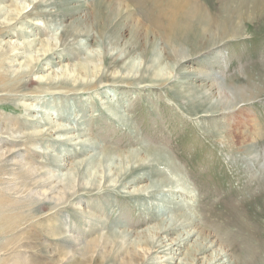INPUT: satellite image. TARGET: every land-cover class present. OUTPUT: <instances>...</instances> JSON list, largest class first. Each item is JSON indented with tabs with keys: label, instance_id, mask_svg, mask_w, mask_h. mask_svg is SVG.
<instances>
[{
	"label": "rangeland",
	"instance_id": "374dc122",
	"mask_svg": "<svg viewBox=\"0 0 264 264\" xmlns=\"http://www.w3.org/2000/svg\"><path fill=\"white\" fill-rule=\"evenodd\" d=\"M30 1L16 0L26 10ZM51 1L0 27V52L21 44L13 61L0 55V71L12 79L30 69L42 40L58 43L73 31L65 43L76 42L63 47V57L55 53L49 64L41 61L45 69L27 74L25 86L0 92L7 95L0 102V195L6 206L0 209V264L17 258L23 264H117L116 258L87 254L68 258L85 240L107 235L117 246L152 239L154 246H136L139 263L206 264L219 253L216 264H264V0H189L212 26L231 11L239 24L236 35L201 41L198 49L191 43L171 46L146 0H115L130 15L103 25L91 16L96 0ZM9 2L0 0V21L12 8ZM44 11L45 17H36ZM23 40L34 42L25 48ZM80 63L90 71L81 80L93 84L39 91L38 76ZM53 124L70 129L53 141L12 140ZM9 150L14 153L6 157ZM132 151L139 152L132 166H147L127 179L114 178ZM67 173L73 180L65 179ZM102 175L112 180L100 181L84 198L70 197L53 209H15L19 202L44 203L51 196L39 188L14 193V187L25 189L24 180L50 178L69 189L78 178L90 183ZM152 184L157 189L146 191ZM172 220L181 224L158 237L161 222Z\"/></svg>",
	"mask_w": 264,
	"mask_h": 264
},
{
	"label": "bare ground",
	"instance_id": "6f19581e",
	"mask_svg": "<svg viewBox=\"0 0 264 264\" xmlns=\"http://www.w3.org/2000/svg\"><path fill=\"white\" fill-rule=\"evenodd\" d=\"M33 1L34 0L30 1V3H33L32 8L29 10H26L27 8L25 6H19V4L16 2V0L15 1L10 0L9 3H10V6L12 8L10 7L11 10H8L9 13L7 14L6 17H4V21H0V27L9 28L10 26H13L15 23L23 21V19L25 17H23V14L21 16H19L20 13H29L32 9H36L40 6L46 7L47 5L51 4V2H52L51 0L50 1L49 0H37L36 2H33ZM146 1L151 6L152 10L156 12V14L159 18L158 23H156L157 29L161 30L163 32L164 37L167 39V41L169 42V44L171 46H180V45H184L186 43H191L192 45H194L198 49L199 48L198 45L201 41L206 40L208 43L209 42L211 43L217 39L222 40V39L226 38L228 36V34L229 35L230 34L236 35L239 31V24L235 20H231V17L233 18V16H232L233 11H231L229 13H227V12L225 13V9L224 10L220 9L222 11L221 13L224 12L225 14H222L220 19L218 17V19L215 21L216 25L212 26V24H211L212 21L209 19V17H207V15H205V13L194 2H191L189 0H146ZM129 7H130V5H129ZM227 9H230V8L227 7ZM130 10L131 9H129L128 6H126L120 2L117 3V2H115V0L114 1L113 0H96V2L93 4V11L91 13V16L94 18V20L96 21V23L98 25H103L105 22H114V24H117V20H120V19L123 20L130 15ZM45 12L46 11L41 12L40 14H36V17H45L47 15V13H45ZM60 12H61L62 16L66 15V13H65L66 11H64V10H62ZM32 13H29L28 15H30ZM2 15H3V13H2ZM10 21H14V22L11 23ZM9 22H10V24H9ZM36 25L39 26V24H37V23H36ZM146 32L148 34L149 30L147 29ZM68 33H69V36L66 34L67 35L66 37H65L64 33L61 34L59 37L60 40L58 43H52V42H49L48 40H46V41L42 40L40 44L38 43L40 45V48H38V51H39V49L41 51L40 55L36 54L39 56L36 57L33 65L32 64H31L32 66L30 65L29 70L21 69V71L17 73V75H18L17 79L10 78V76H8V74H7L6 69L1 70L0 71V92H2V91H13L15 88L19 89V88L25 86L27 83L25 81H22V79L24 77H26L27 74L33 73L35 68H36L35 71H43L45 68L42 67L41 61L42 62L44 61V62L49 64L51 62V58H52L51 56L53 54L57 53V54H59V56L63 57L64 56L63 47L66 46L67 43L73 44V42H74V41L73 42H71V41L67 42L66 41L67 43H65V40L69 39V37L73 34V31H69ZM87 33H86V35L88 36ZM33 42H34V40H30V41H24L23 40L24 47L25 48L30 47V45L33 44ZM75 43L76 42H74V44ZM9 45H10V43H9ZM19 45H21V44L16 43V45L14 44L11 47L8 46V49H6L5 52L4 51L0 52V55L3 54L7 57V59H10L11 61H13L15 57L20 55V51L16 52L18 49H21V47L19 48ZM60 48H62V49H60ZM66 52H67V49H66ZM68 52H69V50H68ZM70 54H66V55H70ZM112 58H113L112 60L117 61V60H119L120 57H119V55H114ZM84 62H85V60H84ZM18 65H20V64L18 63ZM84 65H87V63H85V64H82V63L74 64L72 66H69L68 67L69 69H66V67L68 65L64 64L61 66V70L59 72L58 71H56V72L52 71V73L53 72L55 73L53 76H50L48 73L46 74V76L45 75L38 76L36 80H37V82L40 83V86H43L42 87L43 89L39 90V91L45 92L48 90V88H56L57 89L60 87H66V88H70L71 90H77V89H82V88L90 86V84H93V83H91V81L81 80V77L83 75L84 76L89 75V72H90V71H87L88 69ZM126 70H128V68ZM95 71H97V70H95ZM60 74H61V76H60ZM74 78L75 79L80 78V80L78 81V80H75ZM120 78H124V77H120ZM69 80H72V82L70 83L71 86H69L67 84L69 82ZM97 81H99V80H97ZM44 88L46 90H44ZM4 100H7V95H0V102H2ZM22 106L28 110L33 109L29 105L25 106V104H24ZM45 124H47V123H45ZM26 127H28V126L26 125ZM18 129H20V128H18ZM29 129H31V128H29ZM67 129L68 128H65L64 126H60V125L55 126L53 124L49 128H46L44 131L43 130H36V131H30V132H26V133L24 132L23 136H17L15 138H13L12 140L18 141L20 139L22 140V138H23L24 141L32 142V143L33 142H42L44 139L46 141H49V140L53 141L52 137L54 134L59 133L61 131L66 132ZM76 152H78V150H76ZM12 153H14V150H9L6 157H9ZM138 153L139 152H137V151L136 152L132 151L129 153V156L127 157V160H126V163L128 165L125 168L123 166H121V168H116L114 178L116 177L117 179H127L129 175L132 176L133 175L132 173H135L136 169H138V168L142 169V168H145V166H147V164L144 163V161L137 162L136 166H132L131 162L133 161V159H137V157H139ZM152 155L155 156V157H152V160H153L156 158V153H154L153 151H148L147 156L151 157ZM2 161H0V173H2L5 169L4 163ZM120 161H122V160H120ZM81 164H82V161L76 164L77 169L79 168V166ZM54 167L60 168V165L55 164ZM72 175L70 173H67L65 175V179L71 180L73 177ZM26 176H28V174ZM111 178H112V176H110V175L109 176L108 175H102L100 177V180H97V181L93 180L90 183H87V182L84 183L82 181V179L76 178L77 179L76 183H73V185L69 189H66L60 183H58V184L55 183V179L54 180H50V178H48L46 180H37L36 179L33 182H26V180H24L22 182L24 184L25 189L23 190L22 187L21 188L14 187V188H12L14 193L19 194V196H21V194H23L26 190L32 191L33 189L39 188L40 190H42L43 196L51 195L50 196L51 198L49 197L48 202H44V203H40V201L37 199H29V200H27V202L23 203L22 205L19 202L18 205L15 206L16 207L15 209L29 208V209L34 210L35 208H38V207L39 208H45V207H49V206H52L51 209H53V208L61 205V203H65V201H67L70 197H75L74 199L84 198V197H81L80 195L86 196L88 193H91L93 190H97L98 189L97 185L100 183V181L103 180V182L105 183L107 181H111L112 180ZM140 178L141 177H139L138 180ZM33 179H35V177ZM135 180H136V178H135ZM132 181H134V179ZM0 183H2V182H0ZM156 187H158V184H152L150 186H147L145 188V190L148 192H151L154 189H157ZM1 193H2V189L0 188V194ZM3 197L4 196L0 195V209L1 210H2V208H6V206L3 202L5 199ZM51 199H55L53 201V203L50 202ZM60 200H62V201H60ZM0 213H2V211H0ZM42 223H45V222H42ZM86 223H87V221H86ZM175 223L176 222L174 220L169 221L168 223H164V221H162L161 224L157 227L156 234L158 233V237H159V233L161 235L169 233L173 229H175L176 226H179L181 224V222L176 224V225H175ZM47 225L49 226V229H50L49 232L54 235V229L52 228L53 226L49 225V224H47ZM88 228H90V226ZM7 229H9V228H7ZM156 234H155V236H156ZM53 235H51V236H53ZM182 239L178 240V243H180V241ZM149 240H151V241H149ZM149 240L148 239L139 240V241H137V245L138 246L146 245V246L151 247V246H154L153 244H156V243H153L152 239H149ZM137 245H136V243H133V242L132 243L127 242L126 244H123V245L119 243V245L117 246V245H114L112 243L109 235H107V236H95L89 240H85V243L81 246V248L76 249L74 251L72 250L73 252L69 253L68 258H70V259L75 258L74 257L75 254H81V255L87 254L90 258L97 257V259H103V260L110 259V258H116L117 264H148L149 262H147V261L144 263L142 261H141L142 263L138 262L137 259L140 256V253H139L140 251L136 249ZM198 250H199V253H201L205 250V247H203L201 245L198 247ZM221 258H222L221 255H219V253H217L210 260V262L206 263V264H216L217 262L220 263ZM14 264H23V263L20 259L17 258L15 260ZM24 264H36V263L28 260L27 262H24ZM72 264H77V260L74 263L72 262Z\"/></svg>",
	"mask_w": 264,
	"mask_h": 264
}]
</instances>
